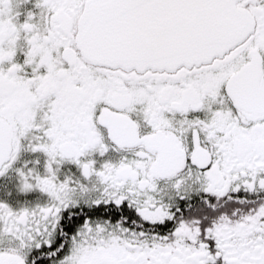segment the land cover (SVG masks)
<instances>
[{"label": "snow or ice", "instance_id": "1", "mask_svg": "<svg viewBox=\"0 0 264 264\" xmlns=\"http://www.w3.org/2000/svg\"><path fill=\"white\" fill-rule=\"evenodd\" d=\"M0 264H264V0H0Z\"/></svg>", "mask_w": 264, "mask_h": 264}]
</instances>
